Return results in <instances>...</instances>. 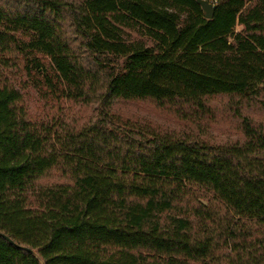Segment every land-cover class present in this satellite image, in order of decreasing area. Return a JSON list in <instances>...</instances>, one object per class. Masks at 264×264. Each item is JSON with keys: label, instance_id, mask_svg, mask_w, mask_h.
Here are the masks:
<instances>
[{"label": "trees", "instance_id": "16d2710c", "mask_svg": "<svg viewBox=\"0 0 264 264\" xmlns=\"http://www.w3.org/2000/svg\"><path fill=\"white\" fill-rule=\"evenodd\" d=\"M207 1L212 21L197 0H0V264H264V125L212 146L110 114L199 129L209 99L264 96V0Z\"/></svg>", "mask_w": 264, "mask_h": 264}, {"label": "rangeland", "instance_id": "374dc122", "mask_svg": "<svg viewBox=\"0 0 264 264\" xmlns=\"http://www.w3.org/2000/svg\"><path fill=\"white\" fill-rule=\"evenodd\" d=\"M6 5L15 9H24L25 0H3ZM256 0H248L247 5L251 6ZM238 30H242L239 27ZM127 41H143L146 45L151 42L143 38L136 30L126 31ZM49 68L48 60L45 62ZM10 71L9 78H12ZM26 105L29 113L43 122H47L54 113L51 111L49 102L42 99L36 89L30 88L25 96ZM208 106L212 114L201 121V127L198 129L192 127L193 124L182 122L169 112H162L156 108L152 102H124L117 101L111 108L110 114L116 115L123 123L129 122L146 127L154 128L163 133L169 132L175 135L196 137L212 146H231L235 143H243V119L247 118L253 124L264 125V96L254 99H244L239 96H216L208 100ZM70 113L69 116H80V123L88 122L91 119H97L101 113V106H92L88 109H79L75 107L70 110L65 107L64 113ZM191 128V130L187 128ZM184 129V130H183Z\"/></svg>", "mask_w": 264, "mask_h": 264}, {"label": "water", "instance_id": "95a60500", "mask_svg": "<svg viewBox=\"0 0 264 264\" xmlns=\"http://www.w3.org/2000/svg\"><path fill=\"white\" fill-rule=\"evenodd\" d=\"M197 2L200 5L202 11H204L206 20L212 21L214 16H215V13H216L215 10H216L217 6L215 4H212L211 2H209L207 0H197ZM3 237H5L12 245H15L14 242L9 237H6L4 235H3ZM16 248H21V247L16 246ZM23 249L27 250L30 253H33L29 249H25V248H23Z\"/></svg>", "mask_w": 264, "mask_h": 264}, {"label": "built area", "instance_id": "2783aa9c", "mask_svg": "<svg viewBox=\"0 0 264 264\" xmlns=\"http://www.w3.org/2000/svg\"><path fill=\"white\" fill-rule=\"evenodd\" d=\"M213 4H215V3H213Z\"/></svg>", "mask_w": 264, "mask_h": 264}]
</instances>
